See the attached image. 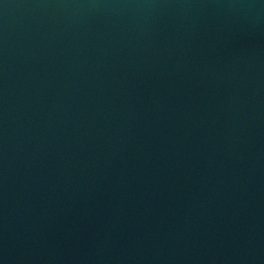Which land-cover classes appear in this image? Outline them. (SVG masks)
<instances>
[{"label": "water", "instance_id": "95a60500", "mask_svg": "<svg viewBox=\"0 0 264 264\" xmlns=\"http://www.w3.org/2000/svg\"><path fill=\"white\" fill-rule=\"evenodd\" d=\"M0 264H264V0H0Z\"/></svg>", "mask_w": 264, "mask_h": 264}]
</instances>
